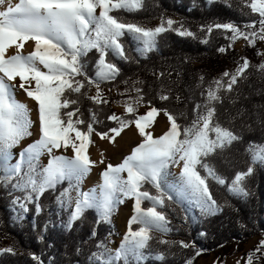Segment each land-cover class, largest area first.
Returning a JSON list of instances; mask_svg holds the SVG:
<instances>
[{"label": "snow or ice", "instance_id": "6c2138e0", "mask_svg": "<svg viewBox=\"0 0 264 264\" xmlns=\"http://www.w3.org/2000/svg\"><path fill=\"white\" fill-rule=\"evenodd\" d=\"M143 7L144 0H0V190L6 193L12 212L17 219L29 211H34L36 217L47 215L49 219L43 222L42 229L35 220L32 225L38 241L44 243L53 215L59 216L64 229L71 232L85 222L89 212H95L96 226L111 224L120 205L126 200L134 202L127 232L118 247L111 246L114 242L109 237L99 239L96 227L75 247V255L83 256V264H148L151 259L164 264L166 253L155 250L153 241L168 248L194 249V242L160 238L173 232L166 209L179 206L185 225L195 219L190 215L193 209L202 217L215 216L231 205L227 201L218 203L209 180L230 196L247 200L252 194L248 179L257 168L264 169V143L248 144L245 169L234 172L226 169L221 173L215 163L223 161L230 165L229 154L242 142L241 135L221 122L217 106L223 105L226 95L236 91L241 78L246 79L250 67L247 59L235 73L224 72L222 78L202 89V102L194 103L191 118L184 116L185 123H178L179 118L167 108L154 107L151 101L145 105L146 93L136 86L140 81L118 93L121 97L128 96L127 100L116 102L124 115H108L112 126L107 131H96L95 126L103 122L95 108H87L88 116L84 118L83 99L96 106L109 103L101 86L120 77V62H131L127 45H132L131 50L146 59L149 53L158 51L165 33L197 38L183 23L170 18H162L155 28H146L113 15L121 11L137 12ZM242 7L250 8L258 19L243 26L233 22L209 24L200 29L205 34L201 42L207 44L215 29L223 30L229 46L237 40L252 47L258 40L264 41V0H248ZM28 42L34 48L25 55L23 50ZM9 49H15L14 54L8 55ZM93 50L95 73L90 77L86 57ZM218 51L224 53L226 48L220 47ZM257 67L264 71V63ZM163 75L160 73L157 78ZM200 79L203 82L204 77ZM17 80L19 83H15ZM93 88L95 95H89ZM18 90L36 104L39 138L14 154L13 149L32 135L34 124L28 105L16 99ZM158 99L165 102L171 97L162 88ZM176 99L179 101V96ZM144 106L148 108L146 113L137 114ZM161 112L169 127L154 138L146 130ZM241 115L237 111L230 120ZM132 126L138 130L141 142L121 163L107 164L100 182L84 191L83 183L92 169L97 163L104 164L103 159L92 161L88 155L93 135L114 143ZM69 150L71 156L57 154ZM44 156L48 157L47 164L42 163ZM65 182L67 187H62ZM46 193L54 198L52 205L42 202V198L48 199ZM145 202L147 207L143 206ZM134 225L138 227L134 229ZM262 252L264 240L256 248V253ZM4 253L16 254L11 247L0 250V254ZM256 253L249 254L247 264H253L254 257L260 258ZM199 254L196 250V255ZM42 256L43 253L32 254L31 260L34 264H45ZM51 264H55L54 258ZM185 264H192V260Z\"/></svg>", "mask_w": 264, "mask_h": 264}, {"label": "trees", "instance_id": "16d2710c", "mask_svg": "<svg viewBox=\"0 0 264 264\" xmlns=\"http://www.w3.org/2000/svg\"><path fill=\"white\" fill-rule=\"evenodd\" d=\"M247 2L248 0H217L209 4L207 0H144V7L140 11L113 13L127 22L147 28L154 27L162 18L177 19V22L183 23L186 28L196 33L197 38L180 37L175 32L165 33L160 40L158 51L149 53L146 59L132 51V45H127L131 62H120L118 64L122 68L120 77L114 83L104 84L101 87L111 88L113 91L126 85L125 81L128 84L130 81L138 80L141 83L137 84V87H142L146 93L145 105L151 101L154 107L167 108L179 118L178 123H185L184 116L191 118L194 103L202 102L200 96L202 89L207 88L208 84L215 80L225 64H234L237 61L238 52L235 50V45L241 41L237 40L229 46L230 41L222 34L223 30L215 29L209 42L205 44L201 42L205 34L201 33L200 29L213 23L233 22L243 26L256 21L258 14L252 13L250 8L242 7V3ZM220 47L226 48V51L219 52ZM244 52L250 61V67L245 73L246 79L241 78L236 91L226 95L223 105L217 106L221 113V122L242 137V142L236 151L229 154V160L232 162L230 165L224 164L223 161L215 162L221 173L226 169L229 172L245 169L247 167L245 149L248 144L264 143V71L258 70L257 67L262 64L257 43L252 47L245 41ZM95 58L94 50L86 57L90 77L95 73ZM160 73L164 75L158 79ZM201 76L204 77L203 82ZM162 88L165 94L170 95L169 101L161 102L158 99V93ZM177 96L180 98L179 101L176 99ZM154 97L156 99H153ZM89 107L97 110L103 122L95 126L96 131H107L112 126L107 116L116 114L113 102L96 106L90 100L83 99L81 111L84 112L85 119ZM237 111L243 115L230 120ZM209 186L218 203L223 204L227 201L231 207H225L223 212L207 217H202L198 210L193 209L190 215L195 219L189 220L187 225L180 219L184 213L179 206L172 205L166 209L173 232L160 238L194 242L195 248H168L153 241L152 246L155 250L166 253L164 264H185L189 259L192 260V264H197L199 259L209 257L217 250L232 245L241 246L255 237H264V169L257 168L255 174L248 179L247 186L252 194L247 200L230 196L214 181L209 180ZM62 187H67V182ZM45 195L48 199L42 198V202L52 205L54 198L49 197L47 193ZM143 206L147 207L148 202ZM172 208H175V212ZM47 219H49L47 215L36 217L34 211H29L24 217L17 219L16 214L11 210L6 193L0 190V242L9 241L10 246L16 251L15 255L7 253L0 255V264H34L31 255H41V253L45 264H51L53 258L55 264H83V256H76L74 250L82 239L87 238L92 228L96 227L99 239L109 237V233L114 232L112 224L101 223L96 226L94 211L89 212L85 222L71 232L64 229L59 216L53 215L52 224L45 233V241L40 243L33 230V220L42 229L43 222ZM64 219H67L66 214ZM136 227L138 226H133L134 229ZM153 235L160 234L153 233ZM90 246L91 243L83 247L87 249ZM196 250H199V255H196ZM252 253H256V249ZM256 256L260 258L254 257L253 264H264V252L256 253ZM148 264H160V262L151 259Z\"/></svg>", "mask_w": 264, "mask_h": 264}, {"label": "rangeland", "instance_id": "374dc122", "mask_svg": "<svg viewBox=\"0 0 264 264\" xmlns=\"http://www.w3.org/2000/svg\"><path fill=\"white\" fill-rule=\"evenodd\" d=\"M97 13H99V9H97ZM174 21H177V19H173ZM161 23V20H159L154 27L159 26ZM147 28V27H146ZM33 46V47H31ZM28 47L31 48V50L27 51ZM257 47L259 49V54L261 58V63H264V41H257ZM32 48H34V45L32 42H28L25 45V48L23 50V53L26 55L29 52L32 51ZM14 50V51H13ZM235 50L238 52V59L234 64L228 63L225 64L224 68L216 75L215 80L222 78L224 72L229 73H235L236 70L241 66L244 59H248L246 56L244 50H245V41L241 40L235 45ZM15 49H9L8 55L14 54ZM138 81V80H137ZM137 81H130V83L120 86L118 89H115L113 91H108V89H103L105 96L108 98L109 101L113 102V107L116 112V115L123 116L124 110L123 108L118 105L116 102L120 100H127L128 96L125 95L123 97L119 96L118 93H123L126 91V89L131 88L134 84H136ZM15 83H19V80H17ZM137 86V84H136ZM20 94L23 95L22 90H18ZM25 94V93H24ZM134 95V93H132ZM19 95V94H18ZM16 95L17 101H19V96ZM26 95V94H25ZM90 95H95V88L92 89ZM24 96V95H23ZM23 98V97H22ZM24 100V98H23ZM30 100L28 97H25V101ZM23 102V101H19ZM27 104V103H26ZM30 111H31V119L34 121L33 127L31 129L32 135L25 140L21 142V144L13 149L14 153H17L20 149L26 148L29 144L33 143L35 140H37V135L39 133L38 131V124L35 123L37 120V113H36V104L35 108H32L28 105ZM148 108L146 106L140 107L137 114H145ZM169 122L167 120V117L163 114V112L160 113L155 119V122L153 126L150 129H147L146 131H150L154 138L159 137L160 135L164 134L168 130ZM141 137L138 135V130L132 126L130 128L125 129L124 132L121 133L119 137L116 138L114 143H110L108 140H101L99 136H96L95 134L92 137L93 143L89 145L88 148V155L90 156V159L92 161L98 162L100 159L104 160V164L97 163V166L92 169L91 172H96L99 175V178H101V173L103 172L105 166L109 163H113L114 158L117 156H123L122 160L131 153V150L136 147L141 142ZM119 146V147H118ZM127 146V147H126ZM118 147V149L116 148ZM123 152V153H122ZM59 154L63 155H72L71 150L68 152L61 151ZM103 154V155H101ZM121 160V162H122ZM48 157L44 156L42 157V163L47 164ZM119 162V163H121ZM117 163V164H119ZM112 164V165H117ZM173 171H179L178 169H173ZM88 177L85 179L83 183V190L85 191L86 187V181ZM133 201L132 200H126L121 206H119L116 214L112 217L111 224L114 227V232L109 236V239L112 240L114 243L111 245L113 248L118 247L122 237L127 232V222L130 219L131 215L133 214ZM264 240L263 236L255 237L251 241L247 242L244 245H232L228 246L224 249L217 250L215 253L210 255L209 257H203L199 259L197 264H247V259L250 253H252L257 246L260 244V242ZM2 245L0 247V250H3L4 248H8L12 246L7 245V240L0 242ZM14 250V249H13ZM15 251V250H14ZM20 251H17L19 253ZM16 253V251H15ZM5 254V253H4ZM11 254V253H7ZM2 255V254H0Z\"/></svg>", "mask_w": 264, "mask_h": 264}, {"label": "bare ground", "instance_id": "6f19581e", "mask_svg": "<svg viewBox=\"0 0 264 264\" xmlns=\"http://www.w3.org/2000/svg\"><path fill=\"white\" fill-rule=\"evenodd\" d=\"M14 2H18V0H14ZM31 47H33V46H31ZM32 49H33V48H32ZM29 50H31L30 47H28L27 51H29ZM13 51H14V50H13ZM18 92H19V91L16 92V95L19 94V95H18V96L20 97V98H19V101H23L22 103H24V104L27 103V105H29L30 107L35 108V102H34V101H30V100H26V101H25V99L23 100V98H24L23 95L20 94V93H18ZM22 97H23V98H22ZM28 99H29V98H28ZM38 138H39V133H38L36 139H38ZM118 147H119V146H118ZM118 147H116V148L118 149ZM126 147H127V146H126ZM22 150H23V148L20 149L17 153H14V154H18V153L21 152ZM122 153H123V152H122ZM122 157H123L122 155H121V156H117V157H115V158H114V161H113L112 164H117V163L121 162ZM13 162H15V161H13ZM100 180H101V178H99L98 173H96V172H91L90 175L88 176L87 181H86L85 191H87L88 189L94 187L97 183L100 182Z\"/></svg>", "mask_w": 264, "mask_h": 264}, {"label": "built area", "instance_id": "2783aa9c", "mask_svg": "<svg viewBox=\"0 0 264 264\" xmlns=\"http://www.w3.org/2000/svg\"><path fill=\"white\" fill-rule=\"evenodd\" d=\"M7 245L10 246V242H9V241H7ZM1 246H2V245L0 244V247H1Z\"/></svg>", "mask_w": 264, "mask_h": 264}, {"label": "crops", "instance_id": "0c3cea01", "mask_svg": "<svg viewBox=\"0 0 264 264\" xmlns=\"http://www.w3.org/2000/svg\"><path fill=\"white\" fill-rule=\"evenodd\" d=\"M32 50H33V49H32ZM23 95H24V96H23V97H24V99H25V97L27 98V96H26L24 93H23Z\"/></svg>", "mask_w": 264, "mask_h": 264}]
</instances>
